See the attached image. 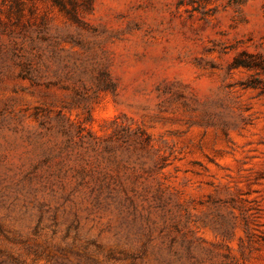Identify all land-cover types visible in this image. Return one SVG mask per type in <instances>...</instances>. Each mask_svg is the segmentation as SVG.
Listing matches in <instances>:
<instances>
[{
    "label": "rangeland",
    "instance_id": "1",
    "mask_svg": "<svg viewBox=\"0 0 264 264\" xmlns=\"http://www.w3.org/2000/svg\"><path fill=\"white\" fill-rule=\"evenodd\" d=\"M0 264H264V0H0Z\"/></svg>",
    "mask_w": 264,
    "mask_h": 264
},
{
    "label": "trees",
    "instance_id": "2",
    "mask_svg": "<svg viewBox=\"0 0 264 264\" xmlns=\"http://www.w3.org/2000/svg\"><path fill=\"white\" fill-rule=\"evenodd\" d=\"M236 66H244V67H247V68H251V67H253V66H256V65H251V64H249V63H247L246 65H242V63L240 64H238V65H236Z\"/></svg>",
    "mask_w": 264,
    "mask_h": 264
}]
</instances>
